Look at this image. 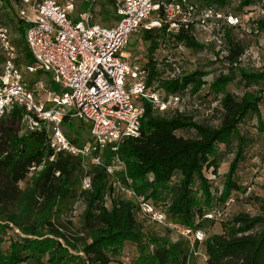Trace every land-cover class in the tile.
Returning a JSON list of instances; mask_svg holds the SVG:
<instances>
[{
  "label": "trees",
  "instance_id": "obj_1",
  "mask_svg": "<svg viewBox=\"0 0 264 264\" xmlns=\"http://www.w3.org/2000/svg\"><path fill=\"white\" fill-rule=\"evenodd\" d=\"M0 1L9 7L20 3V0ZM189 1L224 15H241L231 9L232 0ZM99 3H108L116 19L111 0ZM257 4L263 5L259 9H264V0H239L235 7L251 13ZM161 14L158 11L153 17ZM252 23L251 33L259 35L264 31V19ZM233 28L236 27L226 26L223 32L226 54L207 61V69L204 65L190 71L178 60L168 61L167 54L160 60L155 54L175 44L208 56L207 52L214 49L212 43L199 42L183 28L175 34L167 33L165 25L141 34L148 42L147 59L141 63L147 70L146 86L163 99L170 95L183 99L187 94L203 92V97H211L215 103L213 110L219 113V122L217 125L198 122L183 112L170 110L176 108L160 112L142 101L140 135L125 138L115 152L124 170L109 174L105 165L67 152H54L44 130L12 132L0 120V264H109L115 255L110 252L111 247L136 243L142 230L141 222L135 218L138 204L114 196L113 183L152 203L163 200L160 205L165 219L175 229L181 227L194 232L213 221L214 218L206 216L213 206L225 204L234 191L242 189L237 182V170L246 160L248 147L255 138L240 131L239 125L254 117L257 132L264 134L260 111L264 68L241 66L245 45L234 38ZM18 29L23 39L24 26L20 20ZM14 44L19 61L31 64L33 59L25 42L16 40ZM175 68L180 73L171 76ZM234 82L243 88L240 95L228 90V85ZM73 120L65 117L63 123ZM75 121L84 127L86 139L82 140L81 135L74 138L66 135L73 143L83 145L90 140L89 128ZM220 146L229 149L233 156L218 190L213 189L207 173L213 178L217 175ZM113 154L106 150L103 157ZM32 164L41 168L30 173ZM86 177L90 188L83 189L82 181ZM175 177L177 181L169 186ZM26 180L29 184L23 191L19 185ZM79 200L84 201L85 209L82 225L76 228L71 214ZM258 202V214L239 213L221 225L222 234L204 239L205 264H264V198ZM9 224L14 228L10 229ZM148 240V261L144 264H197L194 254L197 241L190 243L181 237L170 242L150 235Z\"/></svg>",
  "mask_w": 264,
  "mask_h": 264
},
{
  "label": "built area",
  "instance_id": "obj_2",
  "mask_svg": "<svg viewBox=\"0 0 264 264\" xmlns=\"http://www.w3.org/2000/svg\"><path fill=\"white\" fill-rule=\"evenodd\" d=\"M76 1L20 0L16 14L24 26L23 39L33 59L31 64L19 61L8 27L0 23V120L11 117L20 132L42 129L54 152H67L94 164L103 161L106 150L120 162L115 155L120 143L140 135L142 101L164 112L177 108L183 100L177 95L163 99L146 86L147 70L123 51L132 33L162 25L170 34L181 28L188 30L196 40L208 33L205 41L214 45L208 57L215 60L226 54V26L251 33L252 22L264 16V9L249 13L246 19L224 15L189 0H111L116 19L103 24L93 21V6L104 0H81L90 7L73 15ZM158 11L160 17H151ZM179 73L175 68L171 76ZM65 117L86 124L90 140L83 145L73 143L62 130ZM40 168L32 164L29 171ZM82 188H90L88 177L83 179ZM119 189L136 198L142 215L173 227L160 205L136 197L129 188L119 185ZM216 214L220 212L206 216ZM182 229L192 242L205 239L201 230Z\"/></svg>",
  "mask_w": 264,
  "mask_h": 264
},
{
  "label": "rangeland",
  "instance_id": "obj_3",
  "mask_svg": "<svg viewBox=\"0 0 264 264\" xmlns=\"http://www.w3.org/2000/svg\"><path fill=\"white\" fill-rule=\"evenodd\" d=\"M57 2H61V0H56ZM81 0H77L75 3V7H78L74 12L81 9H88L90 7V3H81ZM239 0H232L231 9L240 13L245 19L249 16V11L237 10L235 6L238 5ZM261 6L257 4L254 6V12L257 11ZM95 8L93 21L103 24H110L114 22V14L112 12L111 6L108 3H99L93 6ZM108 17L105 19V15ZM153 17V14L152 16ZM259 19H264L263 17H258ZM0 23L5 24L8 27L10 37L13 42L16 40L20 43H24V39L21 38V32L18 29V19L16 14V6L9 7L5 3L0 1ZM247 24V22H246ZM145 31L140 30L138 33H132L128 39V43L123 49L128 53L130 58L136 60L138 63H143L147 59V47L148 42L144 41L141 34H144ZM154 33V32H153ZM200 33V32H199ZM198 33V34H199ZM231 33L236 40H239L245 45V52L243 56L240 58L241 66L247 69H260L264 68V31L261 34L256 35V33H245L242 32L239 28L231 29ZM209 37L208 33H202L198 39L199 42L203 44H210L209 41H205V38ZM175 48V49H174ZM208 48L211 49L209 46ZM162 49H159V51ZM162 52V53H161ZM160 54H155L158 60L163 59V54H167L173 60H178L180 64L185 68L186 71H190L193 68H209L206 66L207 61L211 60L204 53H195L189 51L183 47H176L175 44L173 46L169 45V47ZM171 53V54H170ZM209 53V52H207ZM163 61V60H162ZM167 72V71H166ZM164 72V74H166ZM254 88V87H251ZM228 90L231 92L237 93L240 95L243 91L241 85L237 82L231 83L228 85ZM211 104V106H210ZM215 103L212 102L211 97H203V92L195 95L187 94L182 102L177 106L176 109H170L171 111L176 110L178 112H183L184 114L191 116L195 121L204 122L210 125H217L219 122V113L213 110L215 107ZM260 111L262 114V118L264 119V94L260 104ZM5 126L11 127L12 132H20V126L14 119L11 117H6L3 119ZM256 120L254 117H248L246 120L239 125V129L242 132L251 134L254 136V143L248 147L247 150V158L240 165L237 170V182L241 186V190L234 191L233 197L230 198L223 205H214L213 212H220V215L216 214L212 222H207L204 224L201 232L204 233L207 238L213 234H222L223 228L222 224L230 220L232 217L239 213H247L250 216H254L258 214V206L259 200L264 198V134H260L257 132ZM62 130L65 134L70 136L71 138L76 137L75 135H81V139H86V132L84 131V127L73 120L71 123H62ZM182 134V132H180ZM190 133H185L183 135H189ZM218 168L217 175L213 178L212 175L207 173V175L212 180L213 189H220L222 187V182L224 179V173L228 168V163L232 159V153L229 149L224 146H220L218 148ZM106 162V163H105ZM101 165L106 166L107 172L113 174L114 171L124 170V165L118 162L114 155H106V158H103V161L100 163ZM177 178H172L169 182V186L174 184ZM29 184V180L23 181L20 183V188L23 191H26L27 185ZM114 187V196H119L125 198L127 200L136 201V198L125 193L119 189V185L117 183H113ZM168 187V186H167ZM106 205L109 206L110 201L109 197H106ZM150 200V199H149ZM163 200L158 201L157 205H160ZM162 206V205H160ZM85 209L84 201L79 200L74 207V211L71 214V219L76 228H80L82 225V217ZM135 218L141 222L142 230L140 237L136 243L127 242L123 246H119L117 248H112L110 252L115 253L112 255V260L109 264H136V263H145L148 261V255L146 253L147 248L150 247V241L148 240V235L156 236L157 240H167L170 242H175L176 240L184 237L192 243V237L190 235L186 236L182 233V228H173L160 223H157L148 217L142 215V212L137 209L135 212ZM10 229H13L11 224H9ZM12 227V228H11ZM15 232L19 233L17 228L14 229ZM4 246V245H3ZM76 251L71 253L70 255L75 254ZM204 245L203 242H198L196 251L194 252L196 256L197 264H205V255H204Z\"/></svg>",
  "mask_w": 264,
  "mask_h": 264
},
{
  "label": "crops",
  "instance_id": "obj_4",
  "mask_svg": "<svg viewBox=\"0 0 264 264\" xmlns=\"http://www.w3.org/2000/svg\"><path fill=\"white\" fill-rule=\"evenodd\" d=\"M126 52V51H125Z\"/></svg>",
  "mask_w": 264,
  "mask_h": 264
}]
</instances>
